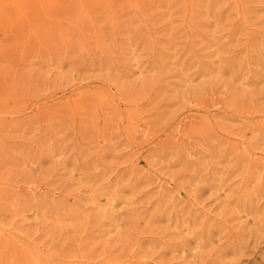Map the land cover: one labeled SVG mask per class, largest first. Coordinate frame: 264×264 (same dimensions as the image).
Returning a JSON list of instances; mask_svg holds the SVG:
<instances>
[{
    "label": "rangeland",
    "instance_id": "1",
    "mask_svg": "<svg viewBox=\"0 0 264 264\" xmlns=\"http://www.w3.org/2000/svg\"><path fill=\"white\" fill-rule=\"evenodd\" d=\"M0 264H264V0L2 5Z\"/></svg>",
    "mask_w": 264,
    "mask_h": 264
},
{
    "label": "bare ground",
    "instance_id": "2",
    "mask_svg": "<svg viewBox=\"0 0 264 264\" xmlns=\"http://www.w3.org/2000/svg\"><path fill=\"white\" fill-rule=\"evenodd\" d=\"M24 0H0V7L2 6V5H4V4H6V5H8L9 4V2H11V4L12 5H14V6H17V8L19 9V6H21V4H22V2H23ZM53 2L55 1V0H52ZM43 7V6H42ZM22 9H23V7H21ZM25 9H27V6L26 5H24V10ZM43 10V9H42ZM26 11V10H25Z\"/></svg>",
    "mask_w": 264,
    "mask_h": 264
}]
</instances>
